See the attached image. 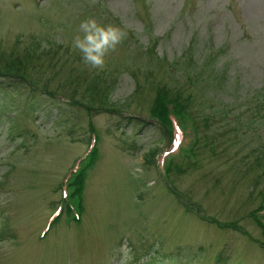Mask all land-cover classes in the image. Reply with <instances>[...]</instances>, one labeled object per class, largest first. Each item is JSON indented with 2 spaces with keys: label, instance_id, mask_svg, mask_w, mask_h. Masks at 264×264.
<instances>
[{
  "label": "rangeland",
  "instance_id": "rangeland-1",
  "mask_svg": "<svg viewBox=\"0 0 264 264\" xmlns=\"http://www.w3.org/2000/svg\"><path fill=\"white\" fill-rule=\"evenodd\" d=\"M90 17L128 31L102 71L71 47ZM5 60L65 98L1 88L0 264H264V0H0ZM165 89L196 124L172 120L176 146L147 115ZM92 144L76 221L46 226ZM129 243L168 263L116 254Z\"/></svg>",
  "mask_w": 264,
  "mask_h": 264
},
{
  "label": "trees",
  "instance_id": "trees-1",
  "mask_svg": "<svg viewBox=\"0 0 264 264\" xmlns=\"http://www.w3.org/2000/svg\"><path fill=\"white\" fill-rule=\"evenodd\" d=\"M25 55L27 56L28 59H29V57H31V58L33 57V55L30 52H27ZM15 63L16 62H14V64H11L10 61L5 60V62H4L5 69L0 68V90L3 86H7V85H10L12 83H24L25 86L27 87V89H29V90L31 89L32 91H38L39 93L46 94L52 100L57 101L56 100L57 97H54L56 95H60V96L64 97V94H62L60 92L45 89V88H47L46 86L40 87V85L37 84V82L29 79V77L25 75L24 70H21V68H19L18 66H13V65H15ZM0 94H3L2 90L0 91ZM66 97L68 98L67 101H72V102H75L79 105H82L83 108L87 109L86 110L87 112L97 108V107H94L93 105L89 106L85 103L77 101L72 96H70L68 94L66 95ZM186 105H187V99L186 98L180 99V97L176 94V92H174V91L170 92L169 89H165L164 91L161 92L160 95L159 94L155 95V99L153 101L151 112H148L147 115L149 118L152 119V121H153V119H155L154 123L157 122L159 124L158 126L161 127L160 131L167 138H169V136L171 134L172 120L174 121V123L177 126H181L182 128L185 127L187 125V121H189L190 122L189 125L193 128V130L196 134V124L194 122L193 115L191 114L190 110L187 108ZM255 109H257V108L255 107ZM89 129H90V127H89ZM187 148H188V152H189V149L191 147L188 146ZM87 153L88 154L86 156L84 155L83 157L78 159L77 163H75L74 168L71 169L67 173V175L64 176L63 180H61L57 183L56 186L57 187L61 186L64 189H66L67 194H65L64 198L59 199L60 210L58 211L57 215L55 216L56 218H54L53 220H56L57 217L59 218L60 213L62 211H64L65 212L64 213V220L65 221H68L71 218H72V220L76 221L75 217L79 213V210L81 209V206L83 205L81 190L83 188V186H82L83 179L86 176V168L88 170V166L85 164V162H86L85 160L87 157H89L91 159L95 155L97 157L98 149H96V146L92 144L90 146V149L87 151ZM170 155H171V153H168L167 159L171 158ZM183 155H186V154H183ZM188 155H191V154L188 153ZM175 166H179V163L175 159H172L171 161H169V163L167 164V166L163 170H164V172H166V171H169L170 168L175 167ZM172 190L174 191V189H172ZM178 204H182V203L179 201ZM256 210H258V209H256ZM256 210L254 209L253 212H255ZM200 218L203 220H207V222H209V223H214L218 228L230 227L233 229L240 230L243 234H245L247 237H249L247 230L244 228H243L244 230L239 229L238 226L235 224L236 221H230L231 223H229L227 221L220 222L218 220H215L212 217H206V215H202ZM255 218H256V220H258L257 217H255ZM159 238L161 239V237H159ZM167 246H172V245L167 244L165 247H167ZM260 247L263 248V251H264V247L263 246H260ZM157 255L162 258V256H160L159 254H157ZM216 258L217 259L219 258L218 255L216 256Z\"/></svg>",
  "mask_w": 264,
  "mask_h": 264
},
{
  "label": "clouds",
  "instance_id": "clouds-1",
  "mask_svg": "<svg viewBox=\"0 0 264 264\" xmlns=\"http://www.w3.org/2000/svg\"><path fill=\"white\" fill-rule=\"evenodd\" d=\"M128 36L126 27L101 23L95 18H86L78 26L77 33L73 36L71 47L78 52L82 62L98 71H102L106 65V58L117 49ZM144 174V169L135 165L132 168V175L140 178ZM153 186L151 183L149 187ZM124 253V258H130V249L124 244L118 250Z\"/></svg>",
  "mask_w": 264,
  "mask_h": 264
}]
</instances>
